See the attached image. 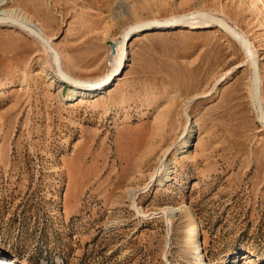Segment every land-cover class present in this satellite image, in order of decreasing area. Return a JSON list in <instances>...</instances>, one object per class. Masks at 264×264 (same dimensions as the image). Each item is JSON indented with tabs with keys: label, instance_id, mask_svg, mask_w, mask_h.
I'll return each mask as SVG.
<instances>
[{
	"label": "rangeland",
	"instance_id": "374dc122",
	"mask_svg": "<svg viewBox=\"0 0 264 264\" xmlns=\"http://www.w3.org/2000/svg\"><path fill=\"white\" fill-rule=\"evenodd\" d=\"M0 8L33 20L64 71L84 81L110 71L132 24L214 12L256 50L264 105V0ZM190 26L135 36L105 93L65 100L74 85L59 81L50 52L0 25V264H264L251 62L221 28ZM195 227L196 253L185 240Z\"/></svg>",
	"mask_w": 264,
	"mask_h": 264
},
{
	"label": "water",
	"instance_id": "95a60500",
	"mask_svg": "<svg viewBox=\"0 0 264 264\" xmlns=\"http://www.w3.org/2000/svg\"><path fill=\"white\" fill-rule=\"evenodd\" d=\"M193 22H195L199 27L205 24H209V25L211 24L221 28L229 36H231L236 42H238L239 45L242 47V49L247 55L248 60L251 62L253 66L254 82H255L254 104L259 122L264 126V106L262 104V99H261V90H260V82H259L260 69H259L258 61L254 55L252 46L248 41V39L242 33H240V31H238V29L230 21H228L223 16L207 10H197L175 17L159 19V20H148V21L135 23L132 24L129 28H127L122 35L125 36L126 46H128L130 41L135 36L142 34L143 32L149 30H156V29L176 28L184 24L191 25V23ZM0 25L17 27L26 30L28 32H31V34L38 40V42H40L51 53L55 63L56 70L59 76L63 79V82L65 83L66 82L70 84L77 83L85 88L100 89L105 84L107 83L109 84L110 77L112 78V80L114 78L116 79L124 69L122 66L120 69H118V71L110 72L109 74L103 76L99 80L84 81V80L75 79L64 72L62 67V62L56 48L41 33L38 27L26 23L25 21L19 20L15 18L12 14H4L2 12H0Z\"/></svg>",
	"mask_w": 264,
	"mask_h": 264
},
{
	"label": "bare ground",
	"instance_id": "6f19581e",
	"mask_svg": "<svg viewBox=\"0 0 264 264\" xmlns=\"http://www.w3.org/2000/svg\"><path fill=\"white\" fill-rule=\"evenodd\" d=\"M0 12L4 13V14H12L15 18L19 19V20H22V21H25L26 23H29V24H32V25H35L36 27L39 28V30L41 31L40 27L33 21L31 20L27 15L19 12L18 10H8V9H5V8H0ZM197 24L195 22L191 23V26L190 28H197L196 27ZM17 28V27H15ZM21 29V28H19ZM23 30V29H22ZM26 31V30H25ZM126 31V30H125ZM124 31V32H125ZM28 34L32 35L31 32H28L26 31ZM41 33L52 43L53 45V41L51 39H49L46 34H44L42 31ZM33 36V35H32ZM247 38V37H246ZM122 41L121 42V45H120V50L119 51V54H118V58H117V61L115 62V64L112 66V68L110 69V71L107 73L109 74L110 72H113V71H118V69H120L122 66L125 65V62L128 58V46H126V38L125 36L123 35L122 38H121ZM119 42V44H120ZM251 44V43H250ZM54 46V45H53ZM252 46V45H251ZM119 47V46H118ZM119 49V48H118ZM253 49V52H254V55L258 61V64L260 63L259 62V58H258V55H257V52L256 50L252 47ZM117 51V49H116ZM58 52V51H57ZM51 54V53H50ZM59 54V53H58ZM52 56V55H51ZM60 56V55H59ZM61 59V58H60ZM54 67V65H53ZM56 68V67H55ZM251 69H252V80H253V95H254V99H255V94H254V86H255V82H254V72H253V66L251 64ZM64 70V69H63ZM57 71V70H56ZM65 72V71H64ZM66 73V72H65ZM54 74V72H53ZM57 74V77L59 79V81H62L63 82V79L59 76L58 72L56 73ZM67 74V73H66ZM106 74V75H107ZM69 76H71L70 74H68ZM56 77V76H55ZM72 77V76H71ZM103 77V76H102ZM101 77V78H102ZM74 78V77H73ZM101 78H98V79H95V80H99ZM76 79V78H75ZM112 80V78L110 77V81ZM251 80V81H252ZM109 81V84H105L103 87H101L100 89H93V88H85L83 86H81L80 84H77V83H73L74 85V88H71L69 90V92L66 94V96L64 97L65 100H71V99H74V98H79V97H95L97 95H100L102 93H105L107 91V89L114 83L115 81V78L110 82ZM259 82H260V90H261V85H262V79H261V76L259 74ZM252 84V83H251ZM261 99H262V104H263V98H262V92H261ZM264 106V105H263ZM194 227V226H193ZM199 229V228H198ZM190 236H186V241L193 247V248H196L195 250V253L200 249V244H198V230L197 228L195 227L194 230L190 231ZM199 256H202V252L199 251Z\"/></svg>",
	"mask_w": 264,
	"mask_h": 264
}]
</instances>
